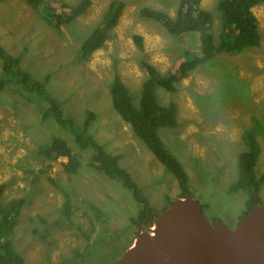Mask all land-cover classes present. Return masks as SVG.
Returning a JSON list of instances; mask_svg holds the SVG:
<instances>
[{
    "label": "rangeland",
    "instance_id": "1",
    "mask_svg": "<svg viewBox=\"0 0 264 264\" xmlns=\"http://www.w3.org/2000/svg\"><path fill=\"white\" fill-rule=\"evenodd\" d=\"M80 1L42 2L61 14ZM218 1L199 3L211 15L210 33L216 46L222 34ZM111 2L123 4L118 23L107 33L103 47L82 60L81 46L101 25ZM179 2L90 0L83 15L58 30L47 24L40 8L25 0L0 3V46L6 54L19 59L18 68L44 84L43 93L85 138L91 137L107 154L119 157V167L159 213L178 200L177 181L113 109L109 88L118 75L138 106L147 78L144 63L166 76L175 73L185 58H193L187 53H199L198 34L172 36L160 23L139 14L147 8L175 17ZM252 11L258 22L259 47L216 54L176 82L172 93L157 85L153 88L159 106L175 109L176 127L157 132L164 148L184 169L191 198L202 207L208 223L220 220L228 229L247 209V192L232 188L238 157L249 150L250 138L260 150L255 175H264V4ZM133 35L143 38L142 50L135 46ZM15 90L21 89L7 83L0 92V209L21 201L8 235L12 248L23 264H115L126 252L127 241L134 239L133 245L139 233H152V227L138 229L133 224L138 208L130 190L90 165L93 149L76 146L43 97L27 94L30 103H26L24 94ZM46 111L50 115L42 122ZM88 112L94 117L85 125ZM57 137L65 140L79 161L75 174L65 173V158L53 161L39 151ZM47 178L69 195L68 218L62 212L63 194ZM258 195L264 207V182Z\"/></svg>",
    "mask_w": 264,
    "mask_h": 264
},
{
    "label": "trees",
    "instance_id": "2",
    "mask_svg": "<svg viewBox=\"0 0 264 264\" xmlns=\"http://www.w3.org/2000/svg\"><path fill=\"white\" fill-rule=\"evenodd\" d=\"M5 1L8 0H0V3ZM25 1L31 7L40 8L43 19L53 29L57 30L61 25L72 22L83 15L90 5V0H81L69 10L65 5H62L61 7L68 11L55 14L51 7L43 4L42 1L44 0ZM199 3L200 0H180L175 17H169L147 8L139 11L142 18L160 23L167 33L172 36L198 34L200 40L198 54L187 53L186 55L193 56V58L191 60L185 58L175 73H169L166 76H160L152 65L144 63L147 78L142 85L138 106L133 104L127 88L118 75L114 77L109 88L113 109L130 127L137 140L175 177L180 190L178 199L191 198L188 177L181 164L164 148L157 134L161 128L176 127L175 109L173 106L161 107L157 104L153 93L154 86L157 85L172 93L175 91L173 85L176 82L186 78L191 71L213 58L216 54H239L248 48L259 47L260 45L258 22L252 9L264 4V0H219L217 8L222 16V34L217 46L210 33L211 15L202 9ZM122 9V3H110L101 25L91 33L81 46L82 60H88L95 51L103 47L108 39L107 33L117 25ZM132 40L139 50L143 49V38L140 35H133ZM0 60L2 61L3 73V79L0 80V92L5 89L7 83H13L20 87L21 90H15V92L18 94L23 93L24 99L27 94L43 97L57 124L73 135L76 146L81 150L93 149L94 155L91 158L90 165L105 177L118 181L123 187L130 190L138 208L137 216L132 218L133 224L138 229L153 227L152 224H154L155 219L169 206L160 213L151 207L148 200L141 195L131 176L119 167V157L107 154L91 137L85 138L84 133L79 132L71 120L64 118L58 104L43 93L44 84L20 70L18 68L19 59L7 55L1 46ZM47 80L48 76L45 78V82ZM25 101L30 103L28 99H25ZM49 115L50 112L48 111L43 113L41 116L42 122L46 121ZM87 115L85 125H88L90 119L94 117L91 112H88ZM248 148L247 152L240 154L238 157L237 180L232 188V190H241L248 194L247 209L242 217L247 215L253 207L261 205L258 194L260 186L264 182V175L257 178L254 172L260 150L258 144L252 138L249 139ZM39 151L53 161L65 158L66 163L63 164V168L66 174L72 175L78 171L79 161L64 139L54 138L50 144L40 148ZM47 179L56 190L63 194L65 201L62 212L68 218L71 206L69 195L59 183L51 178ZM20 206L21 201H12L8 207L0 209V264H23V259L14 251L11 242L8 240V235L19 216ZM116 238H120V235ZM133 240L129 239L127 241L124 252L131 247Z\"/></svg>",
    "mask_w": 264,
    "mask_h": 264
},
{
    "label": "water",
    "instance_id": "3",
    "mask_svg": "<svg viewBox=\"0 0 264 264\" xmlns=\"http://www.w3.org/2000/svg\"><path fill=\"white\" fill-rule=\"evenodd\" d=\"M152 228V233H139L140 242L115 264H264L262 205L228 229L220 220L209 224L193 198L178 199Z\"/></svg>",
    "mask_w": 264,
    "mask_h": 264
},
{
    "label": "bare ground",
    "instance_id": "4",
    "mask_svg": "<svg viewBox=\"0 0 264 264\" xmlns=\"http://www.w3.org/2000/svg\"><path fill=\"white\" fill-rule=\"evenodd\" d=\"M152 225H153V224H152ZM154 228H155V227H154ZM154 228H152L151 230L154 231ZM145 231H146V230H145ZM145 231H144V232H145ZM144 232H143V233H144ZM151 235H152V234H151ZM139 242H140V240H139L138 238H136L135 241H134L135 244H138ZM134 243H133V245H134Z\"/></svg>",
    "mask_w": 264,
    "mask_h": 264
},
{
    "label": "crops",
    "instance_id": "5",
    "mask_svg": "<svg viewBox=\"0 0 264 264\" xmlns=\"http://www.w3.org/2000/svg\"><path fill=\"white\" fill-rule=\"evenodd\" d=\"M215 221H216V220H215ZM223 223H224V222H223ZM235 223H236V222H235ZM235 223H234V224H235ZM224 224H225V223H224Z\"/></svg>",
    "mask_w": 264,
    "mask_h": 264
}]
</instances>
